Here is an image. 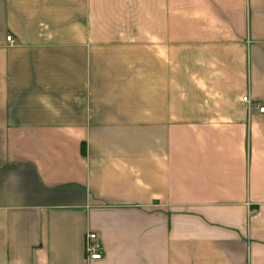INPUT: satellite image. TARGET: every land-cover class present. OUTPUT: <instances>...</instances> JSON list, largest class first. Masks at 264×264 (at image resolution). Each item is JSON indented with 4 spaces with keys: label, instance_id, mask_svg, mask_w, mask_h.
Segmentation results:
<instances>
[{
    "label": "crops",
    "instance_id": "0c3cea01",
    "mask_svg": "<svg viewBox=\"0 0 264 264\" xmlns=\"http://www.w3.org/2000/svg\"><path fill=\"white\" fill-rule=\"evenodd\" d=\"M260 105L264 0H0V264H264Z\"/></svg>",
    "mask_w": 264,
    "mask_h": 264
},
{
    "label": "built area",
    "instance_id": "2783aa9c",
    "mask_svg": "<svg viewBox=\"0 0 264 264\" xmlns=\"http://www.w3.org/2000/svg\"><path fill=\"white\" fill-rule=\"evenodd\" d=\"M8 41L14 42L13 36H8ZM242 101L249 105H251L252 103L249 95H245L242 98ZM258 109L261 113H264V106L260 105ZM85 251H86V257L89 260H98L103 258L104 256L103 246L96 232H90L86 235Z\"/></svg>",
    "mask_w": 264,
    "mask_h": 264
}]
</instances>
